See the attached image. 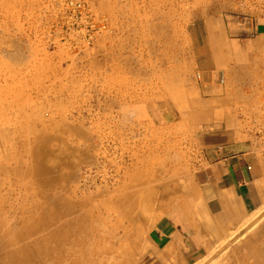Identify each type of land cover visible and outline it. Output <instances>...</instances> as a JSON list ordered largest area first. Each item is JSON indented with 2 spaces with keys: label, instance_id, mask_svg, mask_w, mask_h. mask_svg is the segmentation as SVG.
Segmentation results:
<instances>
[{
  "label": "rangeland",
  "instance_id": "obj_1",
  "mask_svg": "<svg viewBox=\"0 0 264 264\" xmlns=\"http://www.w3.org/2000/svg\"><path fill=\"white\" fill-rule=\"evenodd\" d=\"M81 1L0 0V264H44L45 248L48 264L59 255L60 264H102L80 220L68 235L62 229L61 245L80 243L71 255L60 248L58 217L44 219L59 191L100 213L93 247L129 235L104 264H159L144 247L132 258L133 218L154 212L162 182L172 195L196 171L198 139L213 128L203 123H214L220 101L237 139L264 151L254 135L264 113V27L246 28L264 20V0ZM256 212L252 229L243 234L240 223L229 232L236 239L218 240L192 264H264V205Z\"/></svg>",
  "mask_w": 264,
  "mask_h": 264
},
{
  "label": "crops",
  "instance_id": "obj_2",
  "mask_svg": "<svg viewBox=\"0 0 264 264\" xmlns=\"http://www.w3.org/2000/svg\"><path fill=\"white\" fill-rule=\"evenodd\" d=\"M262 26L264 27V20L259 21L255 26L253 23H246L250 35L253 31L261 30ZM238 28L242 30L245 27H236ZM216 88L220 89V93L224 91L222 85ZM217 95L219 101L222 94ZM219 103L211 107L214 111V123H203L205 126L213 125V128L198 139L200 151L196 171L191 173L187 181L183 179L184 181L175 183L173 187L178 189L175 194L173 191L170 195L168 189L167 196L161 193L159 203H156L161 207L156 206L147 220H134L135 230L130 240L132 258L141 247H144L154 255L159 264H192L204 257L218 240L225 238L229 231L264 205V151L258 148L255 140L249 136L248 141L237 139L231 118L225 116L221 119V114H218L224 107L221 101ZM205 126L204 128H207ZM191 188L196 191L193 198L190 196ZM160 192L163 190L161 189ZM66 218H69L68 227H59L57 240L60 248L63 246L61 245L62 229L65 231L64 234L68 235V232L76 227L72 225L74 220L81 221L78 229L83 230L84 239H87L88 247L91 248L93 245L91 220H83L76 216ZM46 231L44 229L40 232ZM120 237L126 240L129 235L124 231ZM120 237L117 235L115 241L118 247ZM78 242L80 243L76 240L69 241L70 254L71 246H76ZM45 249L39 258L45 259L44 264H48V250ZM109 254L102 253L103 264ZM89 257L88 259L92 261V256ZM60 262L59 255L58 264Z\"/></svg>",
  "mask_w": 264,
  "mask_h": 264
},
{
  "label": "bare ground",
  "instance_id": "obj_3",
  "mask_svg": "<svg viewBox=\"0 0 264 264\" xmlns=\"http://www.w3.org/2000/svg\"><path fill=\"white\" fill-rule=\"evenodd\" d=\"M74 131L75 132H79V134H84V131L83 130H81V129H79L78 127H74ZM62 145H63V142H62ZM66 145V144H65ZM93 146V145H92ZM73 150V149H72ZM71 150V151H72ZM87 150V149H86ZM67 151V150H66ZM65 151V152H66ZM68 151H70V149L68 150ZM67 151V152H68ZM66 152V153H67ZM73 153H76V154H78L79 152L77 151V150H73ZM68 154H71V155H73L72 154V152L71 153H68ZM38 160V159H37ZM23 162H20V164H22ZM48 163V162H47ZM54 163V162H53ZM38 164V163H37ZM120 165V164H119ZM52 166V165H51ZM54 167V166H53ZM21 168H22V166H21ZM122 168V167H121ZM134 169V168H133ZM165 170V169H164ZM18 171H20V173H24L23 171H25V170H22V169H18ZM17 171V172H18ZM130 172H132V171H130ZM164 171H163V168H160L159 169V173H163ZM166 172V171H165ZM133 173V172H132ZM131 173V174H132ZM173 179V178H172ZM126 180H127V178H126ZM141 180H139V182H140ZM171 181V180H170ZM141 182H144V180H142ZM147 182V181H146ZM150 182V181H149ZM145 183V182H144ZM122 184V183H121ZM137 184V183H136ZM169 182H165L164 181V183L162 182V184H161V186H160V188H162V190H163V192H162V195L163 196H167V194H168V192H167V189H168V187H169ZM143 185V184H142ZM192 189V188H191ZM178 190V189H177ZM157 191V190H156ZM191 192V191H190ZM64 193H65V191H64ZM157 193V192H156ZM19 194H20V192H19ZM141 194V193H140ZM159 194V193H158ZM160 196V195H159ZM75 197V196H74ZM154 198H155V196H153ZM192 197H193V195H192ZM119 198V197H118ZM199 198V197H198ZM128 200H129V198H127ZM125 200V201H128V200ZM53 201H56V202H54V204H51V213L50 214H53V216L50 218V217H48V219L46 220V218H44L45 220H46V223H47V221L49 220V222H50V220H51V222H54V221H56V219H55V217L54 216H57L58 217V219H57V224H58V227H68V225H69V223H68V221L66 220V217L67 216H76V217H78V218H81V219H90L91 220V222H96L95 221V218H99L100 217V213L98 214H93L92 212H91V207H89V202L86 200V199H84V200H80V201H73L71 198H70V196H65L63 193H61L60 191H59V193H57V196H56V199H54L53 198ZM152 202H153V200H152ZM152 202L151 203H149V205L151 206L152 205ZM141 203V202H140ZM149 205L147 206V208H145V209H148L149 208ZM39 205H35V209H34V211L33 212H35V213H38L39 211H41L42 210V205H41V207H38ZM58 206H59V208H63V210L62 209H60V211H58ZM143 206V205H142ZM145 207V206H144ZM160 208V207H159ZM43 210H45V208L43 209ZM148 211V210H147ZM149 211H150V208H149ZM148 211V212H149ZM130 212H132V211H125V213H127V214H130ZM139 212V211H138ZM137 212V213H138ZM151 212V211H150ZM263 212V211H262ZM136 213V214H137ZM148 214H150V213H148ZM260 215V213H258V212H255L254 214H252L249 218H247V219H245V221L244 222H242L241 224H242V226L243 227H246V231L245 232H243V234H245L246 232H248L250 229H252V227L256 224V222L258 221V219H256V215ZM139 215H140V213H139ZM138 215V216H139ZM142 216V215H141ZM146 216V215H145ZM137 217V216H136ZM135 217V218H136ZM60 218L61 219H63L62 220V223H61V221H60ZM135 218H133L134 220H135ZM139 218H140V216H139ZM146 218H148V216L146 217ZM52 219L54 220V221H52ZM69 219V218H68ZM131 219H132V215H131ZM141 219V218H140ZM206 219V218H205ZM260 219V218H259ZM137 220V219H136ZM147 220V219H146ZM103 221H104V223L106 222V218H104L103 219ZM44 222V221H43ZM117 225H118V222H116L115 224H114V226L115 227H117ZM104 226L105 227H107L106 226V224H104ZM260 226V225H259ZM240 227H241V225H240ZM258 227V226H257ZM261 227V226H260ZM259 228V227H258ZM52 230H54L55 229V226L54 227H52L51 228ZM59 229V228H58ZM66 229V228H65ZM242 229V228H241ZM256 229V228H255ZM254 229V230H255ZM57 230V228L55 229V231ZM91 231H93V234H92V237L93 238H95L96 237V234H97V231H94V228H92L91 229ZM102 231H103V229H102ZM256 231V230H255ZM230 232V231H229ZM228 232V235L225 237V239H224V242L225 241H228V240H231V239H236L237 238V236L235 235V233H232L231 232V234ZM56 232H54V234H55ZM102 233V232H101ZM86 234H88L87 232H86ZM230 234V235H229ZM242 234V233H241ZM242 234V235H243ZM57 236H58V234H56ZM241 235V236H242ZM255 235V234H254ZM101 236H102V234H101ZM240 236V235H239ZM136 237V236H135ZM134 237V238H135ZM113 238H117V236L115 237V236H113ZM221 239V238H220ZM106 240V239H105ZM117 240V239H116ZM141 240V239H140ZM59 241V240H58ZM142 241V240H141ZM64 244L65 245H63V247H61L62 249H63V251H65V252H67L68 253V255H69V253H70V251H69V249H70V247L69 246H67V244H68V242H64ZM100 245V244H99ZM115 244L113 243L112 245H109V246H105V247H103V249L100 247V248H98V247H93V245H92V247L91 248H89V253L91 254V255H94L95 253H113V252H116L117 251V247H115L114 246ZM219 245V244H218ZM60 246V245H59ZM123 247V246H122ZM130 247V246H129ZM95 248H98V249H95ZM60 249V248H59ZM61 249V250H62ZM99 249H102V250H99ZM59 251V250H58ZM63 251H62V253H63ZM209 253V252H208ZM66 254V253H65ZM67 255V254H66ZM71 255V254H70ZM63 256H64V254H63ZM67 258V257H66ZM70 258V257H69ZM199 262V261H198ZM70 263L72 264V261L70 260ZM100 263H102L103 264V260H101L100 261ZM208 263V262H207ZM206 263V264H207Z\"/></svg>",
  "mask_w": 264,
  "mask_h": 264
},
{
  "label": "built area",
  "instance_id": "obj_4",
  "mask_svg": "<svg viewBox=\"0 0 264 264\" xmlns=\"http://www.w3.org/2000/svg\"><path fill=\"white\" fill-rule=\"evenodd\" d=\"M70 2L77 5L78 7L82 5L81 0H70ZM254 128H255L254 135L259 138H264V113L262 117L259 119L258 123L254 124Z\"/></svg>",
  "mask_w": 264,
  "mask_h": 264
}]
</instances>
